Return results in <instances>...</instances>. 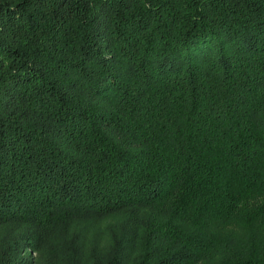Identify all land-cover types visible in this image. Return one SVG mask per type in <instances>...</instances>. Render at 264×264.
<instances>
[{
    "label": "trees",
    "instance_id": "1",
    "mask_svg": "<svg viewBox=\"0 0 264 264\" xmlns=\"http://www.w3.org/2000/svg\"><path fill=\"white\" fill-rule=\"evenodd\" d=\"M0 229V264H264V0H0Z\"/></svg>",
    "mask_w": 264,
    "mask_h": 264
},
{
    "label": "rangeland",
    "instance_id": "2",
    "mask_svg": "<svg viewBox=\"0 0 264 264\" xmlns=\"http://www.w3.org/2000/svg\"><path fill=\"white\" fill-rule=\"evenodd\" d=\"M102 221L96 223V226L95 227H91V230L89 231V235H88V238H91L92 236H94L98 231H99V227L101 228V225H102ZM9 232L10 230L8 231V229L6 230H2L0 229V243L4 241V239H8L10 236H9ZM28 257V259H30V261H35L36 264H38L37 262L39 261L40 262V255L39 253L31 250V249H27V251L25 252V255L24 257Z\"/></svg>",
    "mask_w": 264,
    "mask_h": 264
}]
</instances>
